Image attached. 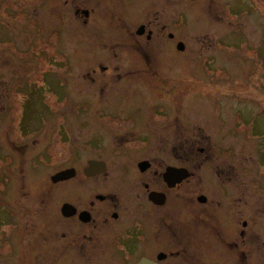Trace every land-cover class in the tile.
Masks as SVG:
<instances>
[{"label": "flooded vegetation", "instance_id": "obj_1", "mask_svg": "<svg viewBox=\"0 0 264 264\" xmlns=\"http://www.w3.org/2000/svg\"><path fill=\"white\" fill-rule=\"evenodd\" d=\"M139 1L64 0L66 12L59 16V0L35 1L39 37L43 33L40 10L49 7L52 17L69 19L72 24L74 19H81L84 29L107 22L115 32L101 41L105 45L97 51L116 59L120 55H140L146 64L109 63L94 67L92 72L82 73L90 84L102 90L135 76L137 81L130 85L156 91L167 107L162 105V111L155 113L151 111L155 104H149L144 108L149 113L142 110L116 120L112 119V112L101 104L95 105L92 98L82 102L88 110L90 105L105 110L102 114H75L77 118L84 116L94 121L97 145L93 149L94 139L88 140L84 145L90 153L86 160L68 157L54 173L73 169L74 175L55 182L53 174L31 197L30 187L24 183L26 176L12 177V184L15 189L20 188L22 196L13 198L14 228L9 235V250L0 245V250L8 252L0 253L1 262L5 259L6 264H264V192L254 183L256 177H249L255 173L260 178L258 169L253 172L248 166H236L232 160L234 145L222 146L220 152L212 145L211 153L200 141L201 124L186 122L187 103L181 86L184 74L177 70L175 76L172 67L162 66L158 52L162 43L168 49L183 45L179 51L184 52L185 43L177 34L166 32V24L154 23L148 17L154 0H143L146 4ZM93 2L98 7H92ZM136 2L141 6L137 13L143 16L128 24L130 4ZM103 3L110 12L109 18L90 24L98 17L96 9L103 11ZM17 13L23 14L22 10ZM182 19L178 17L177 27ZM58 43L61 45V41ZM141 73L149 75V81ZM101 76L104 80H100ZM67 117L66 114L55 118L58 130L51 134L53 137L60 132L70 135ZM22 123V118L9 116V128H16V135L12 137L8 132V146L19 157L28 150L19 129ZM191 125L197 127L192 136H187L186 127ZM105 131L112 135L110 147L116 162L105 158ZM233 134L248 138L245 131ZM35 144L34 157L43 156L44 152L38 154L39 146ZM49 148L47 145L45 152ZM95 153L103 157H92ZM91 160L103 162L104 171L87 175L85 170Z\"/></svg>", "mask_w": 264, "mask_h": 264}, {"label": "rangeland", "instance_id": "obj_2", "mask_svg": "<svg viewBox=\"0 0 264 264\" xmlns=\"http://www.w3.org/2000/svg\"><path fill=\"white\" fill-rule=\"evenodd\" d=\"M35 1L0 0V245L7 250L14 228L12 214L16 201L13 198L22 196L20 188L15 189L12 184V177L26 176L24 183L30 187L31 197L34 190L61 169L59 165L68 157L86 160L90 155L84 148L88 140L94 139L93 149L97 145L94 121L84 116L77 118L76 113L99 111L97 114H102L106 110L112 112V119L120 120L118 116L141 113L149 104H155L151 110L155 113L162 111V105L166 106L156 91L130 85L131 81H137L135 76L130 75L120 84L114 82L102 90L83 76V72L88 74L94 67L109 63L146 65L140 55H120L116 59L97 51L105 45L101 41L115 32L107 22L99 23V19L103 22L110 16L104 3L103 11L96 9L98 17L90 22L99 25L87 29L83 28L81 19H74L73 24L69 19H59V14L66 12L64 0H59L58 16L52 17L49 7H45L40 10L43 33L39 37L34 17L39 11L35 10ZM158 1L150 5L148 17L154 23L166 24V32L177 34L186 46L182 52L178 47L168 49L162 43L158 50L162 66L172 67L175 76L177 70L184 74L181 86L186 92V122L201 124L205 135L201 132L200 141L211 153L214 152L212 145L218 152L223 151L222 146L234 145L235 165L248 166L253 172L258 169L260 178L255 173L249 177H256L254 183L264 192V0ZM139 2L146 4L143 0ZM91 5L98 7L95 2ZM130 5L128 24L138 22L143 16L137 13L141 9L137 2ZM18 10L23 14H18ZM178 17L183 18L180 27L176 26ZM140 75L149 81V75ZM100 80H104L102 76ZM87 98L105 110L91 105L88 110L82 103ZM66 114L70 135L60 132L58 137H53L58 130L55 118ZM9 116L23 119L19 129L28 145L24 156L19 157L8 146V132L12 137L16 135V128H9ZM187 127V136H192L197 126ZM232 130L234 133L245 131L248 138L236 136ZM102 134L103 145L108 146L105 158L116 162L110 147L112 135L107 131ZM50 137L53 140L49 143ZM35 143L39 146L38 154L44 152L43 156L34 157ZM45 145L50 146L49 151L45 152ZM92 157L103 156L95 153ZM0 253L8 252L1 249ZM6 263L5 259L0 261V264Z\"/></svg>", "mask_w": 264, "mask_h": 264}, {"label": "water", "instance_id": "obj_3", "mask_svg": "<svg viewBox=\"0 0 264 264\" xmlns=\"http://www.w3.org/2000/svg\"><path fill=\"white\" fill-rule=\"evenodd\" d=\"M142 31V30H141ZM139 33H142L139 31ZM179 49L182 50L183 49V45H179ZM104 163L103 162H99V161H89L88 167L85 170L87 175H94L96 173L102 172L104 171ZM74 170L73 169H69V170H65V171H61L57 174H55L52 179L53 181H60V180H64L67 177H71L74 175Z\"/></svg>", "mask_w": 264, "mask_h": 264}, {"label": "trees", "instance_id": "obj_4", "mask_svg": "<svg viewBox=\"0 0 264 264\" xmlns=\"http://www.w3.org/2000/svg\"><path fill=\"white\" fill-rule=\"evenodd\" d=\"M185 94H186V92H185ZM185 94L183 95V97H184V100H185V98H186V97H185ZM185 101H186V100H185Z\"/></svg>", "mask_w": 264, "mask_h": 264}]
</instances>
